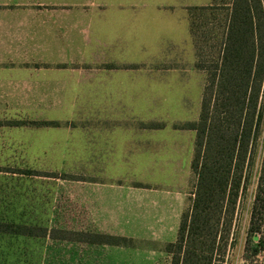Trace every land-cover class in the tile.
Wrapping results in <instances>:
<instances>
[{"label": "crops", "instance_id": "crops-1", "mask_svg": "<svg viewBox=\"0 0 264 264\" xmlns=\"http://www.w3.org/2000/svg\"><path fill=\"white\" fill-rule=\"evenodd\" d=\"M210 2L0 0V223L35 231L0 237L176 240L196 139L177 124L205 84L190 8Z\"/></svg>", "mask_w": 264, "mask_h": 264}, {"label": "trees", "instance_id": "trees-1", "mask_svg": "<svg viewBox=\"0 0 264 264\" xmlns=\"http://www.w3.org/2000/svg\"><path fill=\"white\" fill-rule=\"evenodd\" d=\"M193 10L203 20L197 24L191 15L195 67L205 73V84L198 120L181 128L196 131L194 184L177 238L165 251L169 264H225L228 246L236 243L237 209L256 171L245 250L264 251V0H230ZM214 20L220 25L209 28ZM0 231L35 234L34 228L6 223H0ZM59 233L52 236L115 245L127 239Z\"/></svg>", "mask_w": 264, "mask_h": 264}, {"label": "rangeland", "instance_id": "rangeland-1", "mask_svg": "<svg viewBox=\"0 0 264 264\" xmlns=\"http://www.w3.org/2000/svg\"><path fill=\"white\" fill-rule=\"evenodd\" d=\"M229 1L211 0L210 4L217 5ZM192 8H190V11ZM190 13L197 18V24L202 23L203 20L198 19L200 11L193 10V13ZM218 25H220L219 21L214 20L209 28ZM202 30L206 31L207 28ZM193 99L194 96H192ZM191 105L188 111L178 115L192 116L195 106L193 103ZM166 114L168 113H160V116ZM183 124L177 125L182 126ZM193 184L194 176L192 174L188 188L189 196L193 190ZM256 186L257 171L254 172L248 188L243 194L242 202L237 209V217L234 220L232 229V236H236V243L233 248L228 246L225 264H264V251L254 255L250 250H245ZM55 227L69 230L74 226L60 225ZM169 241L135 240L127 237L126 240H120L119 245H115L54 238L29 239L22 236H6L0 237V264H169L170 256L165 251V245Z\"/></svg>", "mask_w": 264, "mask_h": 264}]
</instances>
